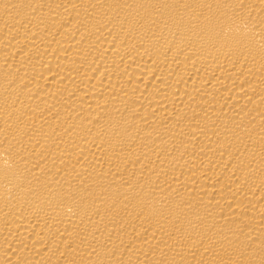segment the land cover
Returning a JSON list of instances; mask_svg holds the SVG:
<instances>
[{
    "label": "bare ground",
    "instance_id": "bare-ground-1",
    "mask_svg": "<svg viewBox=\"0 0 264 264\" xmlns=\"http://www.w3.org/2000/svg\"><path fill=\"white\" fill-rule=\"evenodd\" d=\"M0 264H264V0H0Z\"/></svg>",
    "mask_w": 264,
    "mask_h": 264
}]
</instances>
